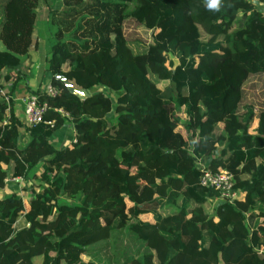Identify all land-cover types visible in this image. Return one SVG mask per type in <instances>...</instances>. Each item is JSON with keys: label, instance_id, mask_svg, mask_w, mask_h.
Wrapping results in <instances>:
<instances>
[{"label": "trees", "instance_id": "1", "mask_svg": "<svg viewBox=\"0 0 264 264\" xmlns=\"http://www.w3.org/2000/svg\"><path fill=\"white\" fill-rule=\"evenodd\" d=\"M40 1L6 0L0 22V188L9 189L0 264H122L118 229L155 251L131 264H264V109L240 110L245 82L264 72V9L255 0H63L49 10L47 71L58 91L32 90L49 108L25 126L1 90L37 45ZM127 18L148 43L126 37ZM66 125L72 144L58 147ZM223 169L243 199L201 183ZM103 231L110 236L98 239Z\"/></svg>", "mask_w": 264, "mask_h": 264}, {"label": "rangeland", "instance_id": "2", "mask_svg": "<svg viewBox=\"0 0 264 264\" xmlns=\"http://www.w3.org/2000/svg\"><path fill=\"white\" fill-rule=\"evenodd\" d=\"M6 0H0V22L3 18V5ZM258 7L261 9H264V2L261 0H255ZM63 6V0H41L39 7H38V20L36 24V28L34 31V39L36 43L38 44V51L37 48L34 46L31 49L34 50L38 55H36V60L39 65V68L37 69L42 73L41 79V85L43 87L46 86V84L49 82L48 77V57L50 55L51 47L53 42L55 41L54 32H55V26H53L49 19V10L50 8H61ZM242 18V12L239 13L237 16L235 26L239 25V22H237L238 19ZM123 30L124 34L129 40H135L139 39L142 40L145 43H148L150 40L149 34L144 31L143 27L139 24V22L134 18H127L123 23ZM4 45L0 43V47H3ZM37 46V45H36ZM32 52V51H31ZM31 55H33L31 53ZM34 61L30 62V65L32 66V63L35 64V58H33ZM37 66V65H36ZM34 67V66H33ZM32 69V67H31ZM34 69V68H33ZM30 79H27V82L31 80V84L35 87V85H38L36 82V79L34 77H30ZM168 85L167 81L161 83V86L166 88ZM7 90L11 91L10 89L6 88ZM107 94L116 97V93L108 90L107 88H102ZM247 104H253L256 108V113L258 114L261 109H264V72L254 73L249 76L247 81L244 84V97L241 102L240 110H244L245 106ZM22 118H24V112H20ZM177 117L179 118L180 122H183L185 118V114L181 110H176ZM26 126V125H25ZM256 124L254 123L252 127V131H255ZM26 128V127H25ZM23 129L22 132V140L23 142H27V132ZM73 126L72 125H66L65 129L63 131H59L56 133V137L52 140V142L57 145L58 147H63L66 145L72 144V141L67 137V134L70 132H73ZM203 165V162L200 163ZM35 170H31L30 176L32 178V181L39 182L40 180L37 179V176L34 177ZM38 174V173H37ZM21 179H13L11 176L8 177L7 183L8 186L11 189H19V193L24 197L25 202L27 205H29V191H24L20 189ZM27 190L30 189L31 183L27 182L26 184ZM9 192V189L6 188H0V197H3L5 194ZM238 197L244 198L245 192L238 191L237 194ZM218 200H214V203L217 204ZM149 218V217H148ZM110 231H103L102 234L98 235L97 238H104L108 235L110 236ZM112 251L114 254V259L117 262H120L122 264H131L132 260L135 258H138L140 260H143V257L148 252H154L146 243V241L139 239L138 236L134 233L132 230H113L112 231ZM124 241L122 240L123 237ZM155 262L156 264H160V261L158 260L157 256H155Z\"/></svg>", "mask_w": 264, "mask_h": 264}, {"label": "built area", "instance_id": "3", "mask_svg": "<svg viewBox=\"0 0 264 264\" xmlns=\"http://www.w3.org/2000/svg\"><path fill=\"white\" fill-rule=\"evenodd\" d=\"M1 91L2 98L10 103L13 98L12 93H9L7 89H2ZM43 91L51 95H56L58 90L50 81L46 84L45 88H43ZM19 99L21 102L20 112H24V118H22L20 113L19 117L24 121L25 125H33L44 120L45 113L49 108V103L47 101H41L39 94L30 92L21 96ZM60 111L64 110L60 108ZM201 183L203 185L219 189L223 196H227L232 199L240 198L237 196L239 190L237 191L234 189L233 173L227 169L216 172L209 170L205 171L201 177Z\"/></svg>", "mask_w": 264, "mask_h": 264}, {"label": "crops", "instance_id": "4", "mask_svg": "<svg viewBox=\"0 0 264 264\" xmlns=\"http://www.w3.org/2000/svg\"><path fill=\"white\" fill-rule=\"evenodd\" d=\"M35 47L37 48L36 50L38 51V44ZM31 51H32L31 53L33 55H31V53H30V55L26 57V60L20 69H12L11 70V73L13 75L16 76L18 73L19 76L17 75L16 78L14 77L12 80H10L9 82L6 83V88L10 89L12 92V95H13L12 102L14 103V106H15L18 114L20 113V109H21L20 108L21 102L19 99L21 96L32 92V90L34 88H38V87H41L42 89L45 88L41 85L40 77L42 76V73L37 70L39 68V65H38L37 60H36V55H38V54L32 49H31ZM33 58H35V64L32 63V66H31L30 62L32 60L34 61ZM31 67H32V69H31ZM29 76L34 77L36 79V82L38 85H35V87H31V86H33L31 84V80L27 82V79H30ZM47 78H49V82H50L51 79H50L49 74H48Z\"/></svg>", "mask_w": 264, "mask_h": 264}, {"label": "water", "instance_id": "5", "mask_svg": "<svg viewBox=\"0 0 264 264\" xmlns=\"http://www.w3.org/2000/svg\"><path fill=\"white\" fill-rule=\"evenodd\" d=\"M56 76L64 81V83L67 85L71 92L77 94L80 97H85L89 95V90L85 88H77L74 83L70 81L65 75L57 74Z\"/></svg>", "mask_w": 264, "mask_h": 264}, {"label": "clouds", "instance_id": "6", "mask_svg": "<svg viewBox=\"0 0 264 264\" xmlns=\"http://www.w3.org/2000/svg\"><path fill=\"white\" fill-rule=\"evenodd\" d=\"M219 4V0H211V7H216Z\"/></svg>", "mask_w": 264, "mask_h": 264}]
</instances>
